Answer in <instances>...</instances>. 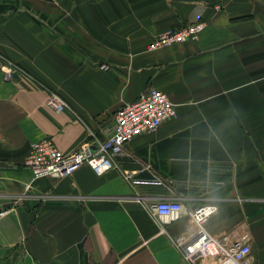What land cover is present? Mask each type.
I'll return each instance as SVG.
<instances>
[{
  "label": "crops",
  "instance_id": "crops-1",
  "mask_svg": "<svg viewBox=\"0 0 264 264\" xmlns=\"http://www.w3.org/2000/svg\"><path fill=\"white\" fill-rule=\"evenodd\" d=\"M195 21L197 41L146 51ZM147 87L176 117L128 143L118 169L31 180L32 143L104 139ZM159 200L182 216L157 220ZM207 204L206 231L247 236L248 264H264V0H0V264H189L172 241Z\"/></svg>",
  "mask_w": 264,
  "mask_h": 264
},
{
  "label": "built area",
  "instance_id": "built-area-1",
  "mask_svg": "<svg viewBox=\"0 0 264 264\" xmlns=\"http://www.w3.org/2000/svg\"><path fill=\"white\" fill-rule=\"evenodd\" d=\"M215 9L218 10V6ZM204 27L202 21H195L177 30L167 29L148 44L146 51L156 52L175 44L197 41ZM100 69L107 71L109 67L102 65ZM3 72L9 76L13 72V66L7 64L3 67ZM47 104L56 113L67 109L65 101L55 93L50 94ZM176 114V105L166 94L147 87L133 103L115 112L112 128L106 138L98 139L90 133L89 139L70 153L61 152L49 138L41 139L31 144L25 166L32 181L42 178H67L83 166L100 176L107 171L118 169V162L120 157L125 155L126 145L134 138L154 133L161 123L175 118ZM28 187L27 185L25 189ZM217 209L216 205L207 204L187 212L194 231L189 236L173 240V245L189 264H192L193 258L201 260L213 257L215 252V264H248L250 245L247 236L229 243L226 235L212 236L206 231L205 224L217 213ZM150 212L160 222L169 223L178 220L184 209L181 202L159 200L150 205Z\"/></svg>",
  "mask_w": 264,
  "mask_h": 264
},
{
  "label": "rangeland",
  "instance_id": "rangeland-1",
  "mask_svg": "<svg viewBox=\"0 0 264 264\" xmlns=\"http://www.w3.org/2000/svg\"><path fill=\"white\" fill-rule=\"evenodd\" d=\"M50 94H54L53 92H51ZM50 96V95H49Z\"/></svg>",
  "mask_w": 264,
  "mask_h": 264
}]
</instances>
